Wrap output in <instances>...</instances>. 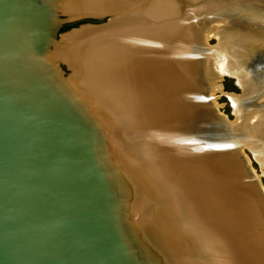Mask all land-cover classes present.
<instances>
[{"label":"water","instance_id":"1","mask_svg":"<svg viewBox=\"0 0 264 264\" xmlns=\"http://www.w3.org/2000/svg\"><path fill=\"white\" fill-rule=\"evenodd\" d=\"M53 1L0 0V264L205 261L187 255L189 234L170 233L184 216L166 211V198L146 180H132L111 156L107 133L58 64L73 70L71 63L51 57L63 23ZM242 2L257 14L239 8L229 14L264 30V0ZM249 59L264 85V47ZM225 95L231 102L238 94ZM181 97L186 106L191 98L207 103L209 115L169 117L161 126L165 143L197 153V165L222 161L219 153L241 164L242 176L231 165L225 169L220 188L200 179L208 187L202 191L216 202L229 192L226 206L235 214L230 192L237 188L248 210H259L244 228L232 223L229 264H264V187L236 137L235 120L219 111L212 93ZM144 210L143 220L132 219ZM194 242V253H207L200 236Z\"/></svg>","mask_w":264,"mask_h":264},{"label":"bare ground","instance_id":"2","mask_svg":"<svg viewBox=\"0 0 264 264\" xmlns=\"http://www.w3.org/2000/svg\"><path fill=\"white\" fill-rule=\"evenodd\" d=\"M242 1L234 0L239 3L235 6L229 0H191L193 9L187 7L188 0H180L178 8L171 7L169 0H55L52 4L58 12L66 10L72 16L102 12L112 16L97 31L106 29L108 34L75 32L76 37L90 38L80 44H75L76 39L60 41L51 57L71 63L73 74L68 81L107 133L110 154L115 161L119 158L121 169L132 180L149 182L153 192L166 198V211L184 216L182 226L171 224L169 230L173 235H190L184 236L186 253L205 259L199 264H229L232 223L244 228L260 212L256 207L248 210L237 188L230 192L235 214L226 206L229 192L217 197V202L205 197L202 190L208 187L200 179L207 178L205 182L220 188L225 169L231 165L230 170L242 176L241 164L219 153L222 161L197 165V153L165 143L161 126L169 117L184 119L187 111L208 116L207 103H191V98L186 106L181 95L186 94V99L192 92L214 96L222 90L219 79L233 76L243 91L231 99L239 117L234 133L264 174V85L258 72L247 67L249 58L264 47V30L229 14L233 8L257 14ZM114 26L120 27L118 32ZM210 36L218 38L217 46L208 45ZM199 236L206 254L194 253Z\"/></svg>","mask_w":264,"mask_h":264},{"label":"rangeland","instance_id":"3","mask_svg":"<svg viewBox=\"0 0 264 264\" xmlns=\"http://www.w3.org/2000/svg\"><path fill=\"white\" fill-rule=\"evenodd\" d=\"M229 1L232 4H235V6L239 5V3L233 2L234 0H229ZM169 3H170L171 7L178 8L180 5V0H169ZM188 3H189V6H187L188 8L193 9L195 7V5L193 4V2H191V0H188ZM118 11L120 12L119 8H118ZM102 13L101 14H94L93 16H92V14H86V15H82V16L78 15L79 17H77V15L72 16L68 11L66 12V10L60 11L59 17H60V19L63 20V23H62V26L58 32V37H57L58 40L63 41V42H65L67 40H73V42H74V39H76L75 44H77V43L80 44V42L83 41V39L89 40V38H90V37L83 38L85 35H78V37H76V34H78L80 31L86 32L87 34L94 32L95 36L99 35V34H102L103 36L108 34L105 32L106 29H101L102 30L101 33L97 32L98 28L103 27L104 25H106L111 20V16L109 15V13H106V14H102ZM68 15L71 18H69ZM118 24H120V21L118 22ZM119 28L117 26H114V31L118 32ZM73 32L74 33L78 32V33L73 34ZM81 36H82V39H81ZM99 38H101V37H99ZM78 39H80V40H78ZM217 42H218V38L215 36H210L209 38H207V43L210 47L217 46V44L219 43V42L218 43ZM82 46H83V44H82ZM58 64H59L60 68L62 69L65 76L69 77L73 74V70L65 62L62 61V62H59ZM76 76H77V73L74 77H76ZM219 80H220L219 83L221 85L222 90L221 91L218 90L214 94L215 101L217 103V107L222 114L227 116V118H229L230 120H232V119L236 120L234 122H239V119L237 120V118H239V117H237L236 113L234 112L232 103L229 101V99L227 98L225 93L238 94L237 96H232L235 98V97H240L243 94V91L239 87V85L236 83L235 78L233 76L223 75ZM232 97H231V99H232ZM262 99H264V96L262 97ZM103 102H104V98H103ZM98 104H99V102H98ZM244 151L250 160L251 167L253 168L254 172L259 175L260 181L264 187V174H263L262 166H260V163L254 158L251 150H249L247 147H245ZM154 205L156 206V204H154ZM147 207L149 208V206H147ZM147 215H149L147 210H144L143 212L141 211L140 213L137 211L136 212L134 211L132 213V219L135 221H140V220H143L144 217Z\"/></svg>","mask_w":264,"mask_h":264}]
</instances>
